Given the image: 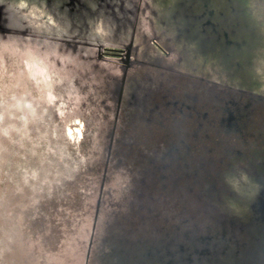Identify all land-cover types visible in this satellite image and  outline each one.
<instances>
[{"label":"flooded vegetation","instance_id":"obj_1","mask_svg":"<svg viewBox=\"0 0 264 264\" xmlns=\"http://www.w3.org/2000/svg\"><path fill=\"white\" fill-rule=\"evenodd\" d=\"M17 1L18 8L24 11L32 9L30 5L33 6L35 2V0ZM128 1L38 0L41 20L48 27L50 18L54 16L53 13L56 17L64 18L59 26L55 23L50 24L55 28L51 31L42 25L43 29L39 34L56 32L53 34L59 33L71 37L70 39L75 38L74 41L81 45L80 54L85 53L87 61L83 62L80 55L77 59L78 62H82H79V65L74 63L70 68L71 72L63 74L60 68L55 66V70H47L39 74L43 75L54 89V100L47 106L53 112L51 118L65 133L66 127L61 122L72 118L71 131L81 140L86 135L90 147L93 146L91 134L101 131L116 132L118 151L123 154L124 150L129 148L128 143H131L126 138L129 131H132L140 144L139 147L137 146V154L143 168L139 170V166L136 165L134 172L130 171L132 174L130 179L128 178V183L134 188L133 195L138 204L145 202V196L139 194L141 188L139 177L142 175L145 178L143 192L150 198L151 196L159 198L160 211H182L181 205L185 201L188 203L186 208L188 211L190 203L191 206L198 204L200 200L198 197H201V200L208 199L210 190L214 195L216 194L217 190H214L216 187L213 186V189L207 191L199 189V184L204 181L208 180L212 183L214 170L208 167L209 171L205 172L206 169L202 167L204 163L190 159L192 152H187L188 156L182 158L181 146L175 143H169L165 152L164 149L160 150L163 143L158 145L157 149L154 147L150 153H142L145 140L141 138L147 132L157 133L156 130H161L160 128L169 130L173 135L186 132L190 136H197L198 129L202 127L204 121L208 123L211 121V126L217 128V132L227 136L235 124L237 117L234 107L240 98L246 100V107L257 102L264 103V93L199 73L183 65L184 55L188 51L191 52L190 47L193 42L196 43L194 45L197 48L192 52L199 53L205 51L206 45L217 49L216 39L221 43L218 45L220 51L222 48L233 47L231 44L223 46L222 43L234 42V40L241 47L245 37L241 34L243 29L238 23L246 20L236 13L237 3L234 0H216L215 7L210 0H172L170 14L163 13V8L160 7L161 1L158 0H143L141 6L134 5V8H131L133 6L128 4ZM127 4L132 9L130 12L126 9ZM220 6L226 7L225 14H216V9ZM122 11L125 12L123 16ZM112 13L117 14L120 22L116 24L112 21L110 25ZM63 23L66 28H62ZM183 38L187 39L182 43ZM225 52L229 58V51L225 50ZM94 53L100 61L98 68L104 70L101 82L107 78L105 75L108 74L109 68L117 70L118 75L123 76L126 66H134L132 74L138 77L142 70H159L165 80L151 87L146 95H142L141 88L137 90L134 98L123 92L112 95L108 92L107 86L103 83L101 87L96 86L88 77L90 74L87 69L94 67ZM241 60L234 58L232 60L234 62L230 61L231 66L233 63L240 66ZM6 65L11 70L20 68L23 71L26 68L18 57L9 54L0 57V68L5 69ZM34 80L26 79L27 84L24 85L29 86ZM7 84L9 86V82ZM38 101L45 104L46 100L38 97ZM210 103L217 113L212 116L213 119L204 109ZM179 118L182 119L183 126L179 125L182 124ZM191 125L194 129H191ZM180 141L183 143L182 139ZM73 143L77 144V142ZM184 146L191 149L189 143ZM203 147L205 148L204 144ZM193 149L197 150L196 147ZM214 157H210V161H207L208 166L211 161L217 159ZM217 172L213 174L219 175ZM222 175L226 180L227 174L223 172ZM263 177L262 175L259 184L253 187L250 193L256 195L259 189L264 188ZM204 184V187H208L206 182ZM171 203L174 205L172 206ZM138 206H134L137 221L145 209L143 206ZM62 239V236L50 239L48 245L54 246L53 243H59ZM1 240L5 241V237H0ZM45 242V238L39 239V243ZM34 252L42 258L46 249L42 247L34 249Z\"/></svg>","mask_w":264,"mask_h":264},{"label":"water","instance_id":"obj_2","mask_svg":"<svg viewBox=\"0 0 264 264\" xmlns=\"http://www.w3.org/2000/svg\"><path fill=\"white\" fill-rule=\"evenodd\" d=\"M127 3L134 8V5L141 6L143 0ZM128 4L126 9L130 12ZM18 5L17 0H0V57L5 54L18 57L26 65L25 76H30V71L41 74L55 70V66L66 74L71 72L74 63L87 62L75 38L53 34L56 32L39 34L42 25L51 31L55 28L50 24L59 26L63 17L51 12L54 16L51 14L48 27L41 20L38 0L30 5V12L19 9ZM110 19V25L112 21L120 22L114 13ZM63 27L66 28L64 23ZM80 55L83 59L78 62ZM96 56L94 53V67L87 69L88 77L96 86L101 87L103 83L112 95L123 92L134 98L139 88L146 95L151 87L165 80L159 70H142L138 77L132 74L134 66H126L123 76L109 68L107 78L101 82L104 70L98 68L100 61ZM67 137L72 144L66 150L78 157L77 145ZM91 141L92 150L99 152L96 156L88 154L85 160L97 184L91 181L90 192L80 193L77 200L68 203L77 215L73 228L64 231L62 227L67 221L72 224L70 219L54 224L62 230L63 238L53 243L54 246L48 245L53 238L26 236L21 229L14 236L10 231L3 248L16 264H264V234L259 233L264 228V188L256 195L249 192L238 196L235 208L227 202L218 204L212 198L198 197V204L191 206L190 203L188 211L185 200L182 211H160L159 198L144 194L142 175L139 194L145 196V202L140 204L132 196L134 188L128 183L129 177L120 176L122 179L117 180L120 163L112 160L113 151L118 150L117 133L95 132L91 134ZM59 150L62 154L63 149ZM135 205L145 208L138 221ZM42 217V221L31 225L46 233L52 219L47 220L45 214ZM42 238L46 239L45 243H39ZM41 246L46 252L39 258L34 249Z\"/></svg>","mask_w":264,"mask_h":264},{"label":"rangeland","instance_id":"obj_3","mask_svg":"<svg viewBox=\"0 0 264 264\" xmlns=\"http://www.w3.org/2000/svg\"><path fill=\"white\" fill-rule=\"evenodd\" d=\"M158 1H161L163 13L170 14L172 0ZM234 1L237 3L236 13L246 20L238 23L243 29L241 34L245 37L242 46H238L235 40L224 42L223 46L231 44L233 47L222 48L220 51L218 45L221 43L216 39L217 49L206 45L205 51L199 53L192 52L197 48L193 42L191 52L188 51L184 55L183 65L199 73L264 93V0ZM216 2L210 0L214 7ZM225 13L226 7L220 6L216 9L218 15ZM185 39H181L182 43ZM225 50L229 51V58ZM232 58L242 59L239 61L240 66L235 63L231 66ZM4 68H0V237L6 235L8 237L10 231L14 236H18L19 229L30 237L53 239L61 237L62 230L54 224L66 223L65 219H70L72 224L67 221L66 227H62L64 231L73 228L71 226L76 222L77 215L68 203L73 199L77 200L78 194L90 192L88 185L91 181L92 184H97L92 178L85 158L88 154L96 156L99 151L92 150L86 135L82 140L76 138L77 135L70 129L72 118L61 122L68 134L53 121L51 118L53 112L49 110L47 104L54 100V89L43 75L30 71L28 73L30 76H25L26 72L20 68L11 70L7 65ZM23 75L25 78L21 79ZM30 78L35 80L31 85L25 86L26 79ZM38 97L45 98L47 102L45 101V104L39 102ZM211 104L204 109L213 119L212 116L217 113ZM245 104L246 100L240 98L234 107L237 118L231 133L227 136L217 132V128L211 126V121L209 123L204 121L202 127L198 129L197 136H190L186 132L173 135L169 130L153 128L157 133L147 132L142 135L141 140H145L142 153H150L154 147L157 149L158 145L163 143L162 148L159 147L161 151L164 149L163 152L169 143L179 144L182 158L188 156L187 152H192L190 159L204 163L202 167L206 169L205 172L209 171V168L214 170L212 183L208 180L202 181L199 189L207 191L216 187L214 189L217 190L216 194L210 190L207 198H212L211 200L218 204L227 202L229 206L235 208L237 197L249 193L259 184L262 175L264 176V103L257 102L248 107ZM179 119L182 123V119ZM179 125L183 126V123ZM191 129H194V126L191 125ZM67 136L77 142L78 157L66 150V147L72 144ZM127 137V141H131L128 143L129 148L127 147L123 154L117 149L113 151V163L116 161L120 163L117 168L120 171L117 173L118 181L122 179L120 176L130 177L132 174L130 171L134 172L136 165L139 166V170L143 168L138 161L137 146L140 145L138 138L132 131H129ZM181 139L184 144L181 143ZM186 143L190 144V150L185 148ZM194 147L197 150L193 149ZM59 148L63 149L62 154ZM213 156L217 159L211 161L208 166L207 161ZM214 172L220 177L213 174ZM223 172L227 174L226 180ZM205 182L211 184L204 187ZM43 214L47 220L49 218L53 220H50L52 223H48L46 233L31 225L38 220L42 221ZM260 233L264 234V228ZM2 247L4 246L0 245V248ZM11 258L9 256L8 262H14Z\"/></svg>","mask_w":264,"mask_h":264},{"label":"crops","instance_id":"obj_4","mask_svg":"<svg viewBox=\"0 0 264 264\" xmlns=\"http://www.w3.org/2000/svg\"><path fill=\"white\" fill-rule=\"evenodd\" d=\"M0 242H1L0 245H2V246L5 245V243H3L5 241L1 240ZM5 252L6 251L4 250L3 247L0 248V264H16L14 262H8L9 255L7 254V252L6 253Z\"/></svg>","mask_w":264,"mask_h":264},{"label":"trees","instance_id":"obj_5","mask_svg":"<svg viewBox=\"0 0 264 264\" xmlns=\"http://www.w3.org/2000/svg\"><path fill=\"white\" fill-rule=\"evenodd\" d=\"M260 233V232H259ZM261 234V233H260Z\"/></svg>","mask_w":264,"mask_h":264}]
</instances>
